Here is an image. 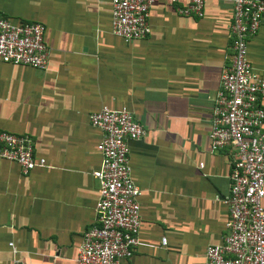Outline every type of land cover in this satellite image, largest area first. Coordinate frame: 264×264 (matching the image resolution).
Wrapping results in <instances>:
<instances>
[{
    "label": "crops",
    "instance_id": "0c3cea01",
    "mask_svg": "<svg viewBox=\"0 0 264 264\" xmlns=\"http://www.w3.org/2000/svg\"><path fill=\"white\" fill-rule=\"evenodd\" d=\"M175 5L153 2L149 34L125 42L110 32L109 0H0V16L40 23L49 49L44 70L0 61V129L28 134L45 162L23 175L0 159V264H75L95 219L100 131L88 114L101 106L125 107L144 129L127 142L138 244L119 264H203L221 242L232 152H210L208 128L231 5L204 0L198 18ZM246 53L264 72V13Z\"/></svg>",
    "mask_w": 264,
    "mask_h": 264
},
{
    "label": "built area",
    "instance_id": "2783aa9c",
    "mask_svg": "<svg viewBox=\"0 0 264 264\" xmlns=\"http://www.w3.org/2000/svg\"><path fill=\"white\" fill-rule=\"evenodd\" d=\"M157 0H109L110 32L125 42L149 34V8ZM176 4L181 16L201 17L204 0H162ZM229 64L221 70L212 98L208 128L210 152L230 149L225 233L207 245L203 264H264V72L252 69L247 41L259 28L264 0H230ZM49 49L38 22H16L0 16V61L44 70ZM100 131V159L90 175L97 182L94 223L86 228L75 264H119L138 244L140 189L131 180L127 142L144 135L142 125L125 107L101 106L88 114ZM0 159L27 174L45 162L33 153L28 134L0 129ZM201 164H199L200 166ZM165 244V238H160ZM11 246L12 243H9ZM11 264H31L14 259Z\"/></svg>",
    "mask_w": 264,
    "mask_h": 264
}]
</instances>
